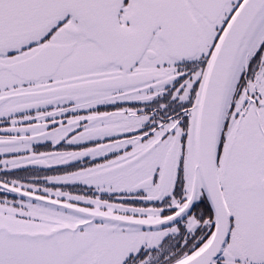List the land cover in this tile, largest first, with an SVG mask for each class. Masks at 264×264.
Here are the masks:
<instances>
[{
    "label": "snow or ice",
    "instance_id": "6c2138e0",
    "mask_svg": "<svg viewBox=\"0 0 264 264\" xmlns=\"http://www.w3.org/2000/svg\"><path fill=\"white\" fill-rule=\"evenodd\" d=\"M0 264H264V0H0Z\"/></svg>",
    "mask_w": 264,
    "mask_h": 264
}]
</instances>
